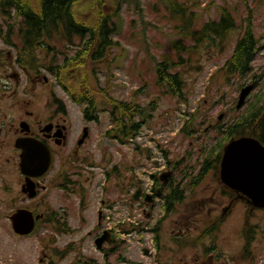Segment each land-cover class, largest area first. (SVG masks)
Instances as JSON below:
<instances>
[{
  "label": "rangeland",
  "instance_id": "1",
  "mask_svg": "<svg viewBox=\"0 0 264 264\" xmlns=\"http://www.w3.org/2000/svg\"><path fill=\"white\" fill-rule=\"evenodd\" d=\"M138 1V6L135 4L123 6L121 28L115 39L118 46L109 49L106 58L95 62L93 66L85 70L80 66L79 61L71 64L73 56L77 57L79 47L66 46L63 37H58L59 48H62L64 54H68L69 57L68 63L64 60L59 83L65 86L67 95L78 97L81 102L83 101L82 96L86 94L104 101V91L101 90L102 93H100L97 90L100 87L105 89L110 97L128 101L132 105L137 104L140 109L147 110L152 116L147 119L139 135L132 139V145L122 146V144L106 139H103L101 144L97 139L95 142L97 143L95 148L102 150L111 148L113 165L123 162L131 166L134 163L133 160L136 159L139 162V175L145 181L146 189L147 184L152 186L154 182L151 175L160 178L162 171H166L164 151L170 153L169 159L173 162L178 163L181 158L187 156L188 163L201 169L198 165L207 157L210 150L215 147L219 149L231 140L227 135L218 134V132H223L229 126L250 116L255 109L261 110L256 119L255 130L261 125L264 126V0ZM97 2V0H81L76 3L73 10L76 19L86 23L87 26H96ZM169 2H176L194 11L197 15L195 25L198 27L206 21L219 19L224 9L233 14L238 24V28L232 31L225 41L205 42L195 51L183 56L190 58L189 62L175 69L180 72L186 82L184 99L177 98L167 88L156 84V59L159 61L176 59L172 42L179 40L180 27L183 25L181 16L172 14L169 10V5H167ZM105 8L110 11V3H105ZM2 23L4 20L0 16V28H2ZM246 29H250L257 40L251 70L243 75L229 73L224 66ZM191 34L193 35V32ZM74 42L75 44L80 43L79 39ZM189 44H194V40H190ZM16 45L21 49L19 41ZM1 50L4 53L14 52L11 46L8 47L0 41ZM34 54L36 55L35 52ZM48 60L50 61L49 58ZM1 80H3V72L0 69ZM50 80L52 84H55L53 77H50ZM14 83L13 80L9 82L10 85ZM249 86L253 89L244 105L238 109L241 92ZM90 90L91 92L88 93ZM60 93L67 102L68 96L64 92L60 91ZM8 94L0 87V107L6 105L7 100L2 101V99ZM83 107L84 105H81V111ZM190 115H195V117L189 126L198 131L186 137L181 134V130L185 122L190 119ZM110 128V121L102 111V123L97 128L95 127V130L102 137ZM136 145H140L143 155L135 151ZM149 154L151 157L147 156ZM10 155V148L0 147V212H8L9 216L16 208L41 207L40 203H31L18 197L21 194L18 182L19 170ZM98 172L102 174V171ZM198 172L199 170L195 172V176ZM179 176L176 177L181 180L180 173ZM197 178L192 181L187 180L183 184L187 190V199L180 208V214L194 212L201 200H205L206 206L210 208L213 193L217 191L215 198L218 203L223 202L224 205L228 203L229 197L222 193V189H219L220 175L217 177L215 172L210 171L199 184ZM41 209L39 212L42 211ZM198 213L200 214L199 219L204 223L207 220V210ZM155 218L156 213H153L151 219L146 218L145 230L141 235L127 238L124 256L129 261L155 264L156 233L153 229ZM241 226L242 222L239 219L229 218L220 228V234L225 236L222 245L231 254L245 253L239 240L243 229ZM251 228L257 232L251 246L252 254L258 257L256 264H264V210L253 214ZM38 229L33 236L20 238L14 235L8 219L7 223L6 221L0 222V264H49V260H54L57 264H69L77 260L79 257L77 252L67 255L63 260L56 257L48 247V241L51 238L56 240L57 246L61 248L69 243L84 242L85 245L82 247V254L86 256L84 258L88 259L93 254L91 243L88 239L82 241V235L55 237L51 230L41 229L40 226ZM146 250L151 255H147ZM113 259L116 260L117 257L114 256ZM239 264H249V262L241 255Z\"/></svg>",
  "mask_w": 264,
  "mask_h": 264
},
{
  "label": "flooded vegetation",
  "instance_id": "2",
  "mask_svg": "<svg viewBox=\"0 0 264 264\" xmlns=\"http://www.w3.org/2000/svg\"><path fill=\"white\" fill-rule=\"evenodd\" d=\"M5 31L0 28V41L11 46L14 52L0 51V69L5 80L0 81V87L9 93L2 99L7 100L6 105L0 107V147L11 149L10 156L19 170L21 194L18 197L41 205L35 209L29 206L16 208L11 214L27 209L35 216L40 215L35 232L40 226L51 230L55 237L82 235V241L88 239L93 248L88 259L82 254L84 242L69 243L61 248L56 240L51 238L48 241V247L61 260L67 257H61V253H78L77 260L69 264H142L131 262L124 256L127 238L141 235L146 218L151 219L153 213H156L153 228L156 233L155 264H239V257L244 253L226 251L222 245L225 236L220 234V228L229 218L239 219L243 228L239 240L244 252L249 233L253 232V238H256L257 232L251 228L252 216L263 210L255 209L246 197L219 181V189L222 193L223 190L227 192L225 196L229 197L226 205L216 200L217 191L213 193L210 208L205 200H201L197 210L180 214L187 197L180 204L167 206L166 192L170 191L168 183L173 178V171L167 167L161 173L159 183L154 185L156 192L153 191L152 201H146L139 162L134 159L131 166L123 162L113 165L111 148H95L96 139L99 144L103 139L120 144L114 134H108L113 129L111 111L105 107L97 110L90 107L86 96L81 102L78 97L67 95L65 86L59 83L65 57L59 48L58 37L38 42L33 48L36 56L31 63L18 56L20 49L17 45L4 42L1 36ZM75 45L79 47L76 54L80 55L81 48L79 44ZM50 77L54 78L55 84ZM11 80L15 82L12 85L9 84ZM97 90L102 93L105 89L99 87ZM60 91L68 96L67 102ZM99 101L102 103L103 100ZM81 105H84L82 111ZM102 111L111 128L101 137L95 127L102 123ZM20 139L28 142L27 149L33 164L50 162L42 176L29 178L22 173L23 150L16 146ZM132 144V140L131 143L125 141L122 146ZM164 173H168L167 180L161 182ZM28 183H34L35 189L29 191ZM31 194L35 196L32 198ZM221 199L224 201L223 197ZM237 206L241 208L237 209ZM204 210H207V220L202 223L198 212ZM145 253L151 255L148 250ZM246 260L250 264V260ZM49 264L57 262L49 260Z\"/></svg>",
  "mask_w": 264,
  "mask_h": 264
},
{
  "label": "trees",
  "instance_id": "3",
  "mask_svg": "<svg viewBox=\"0 0 264 264\" xmlns=\"http://www.w3.org/2000/svg\"><path fill=\"white\" fill-rule=\"evenodd\" d=\"M81 0H0V16L4 20L2 24H10L2 26L3 29L9 31L2 34V39L5 43L16 45L19 41L21 49L18 56L23 59L27 58L32 63L35 58L34 47L44 38H53L62 36L65 40V45H74L75 40L79 39L80 47L82 48L80 55L73 56L71 64L80 62V66L85 70L89 66H93L95 62L101 61L106 57L109 49L118 46L115 42L116 36L121 28V13L124 5L135 4L139 5L138 0H97V21L96 26H87L86 23L80 22L74 15V5ZM105 3H110L111 10L107 11ZM169 10L172 14L181 16L183 25L180 27V38L172 42V48L176 54V59L159 61L156 59V84L159 87H165L169 92L173 93L177 98L184 99V91L186 82L176 67L189 62L188 58H184L185 54H190L195 51L198 46L207 43L215 42L216 40L225 41L228 35L238 28L237 21L233 14L226 11H221L220 18L217 20H209L196 26L197 15L194 11L189 10L184 5L176 2H169ZM196 27V29H195ZM62 31V33H60ZM193 32V35L191 34ZM194 40V44H189L190 40ZM256 42L250 29H246L240 40L235 45L232 56L227 60L224 69L231 73H239L241 75L250 72L251 63L256 53ZM65 62H69L68 54H64ZM78 58V59H77ZM95 73V71H94ZM88 84V82H85ZM91 90L88 92L90 93ZM103 95L105 100L100 101L90 94H86L87 102L90 107L99 109L105 107L111 111V119L113 129L108 134H114L120 144L137 137L141 132L148 118H152L147 110L140 109L139 105H132L124 101H120L104 90ZM75 98V96H73ZM84 100L83 96L81 98ZM153 110V109H152ZM261 110L255 109L250 116L241 119L240 122L229 126L225 131L218 134H225L229 139L252 136L264 145V126L261 125L255 130ZM195 115H190V119L185 122L181 134L188 137L197 133L198 130H193L189 126L193 122ZM247 131H250L247 133ZM115 138V137H114ZM225 146V145H224ZM224 146H220L210 150L207 157L199 163L198 169L196 165L188 163V157L176 163L169 159L170 153L163 152L164 160L167 164V169L173 171V178L169 181L168 186L170 191H167V206L182 203L187 197V190L183 186L187 180H195L198 184L210 172H215L219 176L222 151ZM135 151L143 155L140 145L135 146ZM150 151V150H148ZM188 155V153L186 154ZM151 157L150 154L147 155ZM197 175L195 176V172ZM179 173L182 179L178 180ZM156 183H159V177L152 176ZM154 192H156L154 190ZM223 194L227 192L223 190ZM9 217L8 212H0V222L6 221ZM254 229V228H253ZM39 230V229H38ZM38 232V231H37ZM36 232V233H37ZM254 233L248 235V245L245 249L244 256L250 260V264H256L258 257L252 254V243L254 242ZM69 252L59 254L61 257H66Z\"/></svg>",
  "mask_w": 264,
  "mask_h": 264
},
{
  "label": "water",
  "instance_id": "4",
  "mask_svg": "<svg viewBox=\"0 0 264 264\" xmlns=\"http://www.w3.org/2000/svg\"><path fill=\"white\" fill-rule=\"evenodd\" d=\"M252 89V86H249L242 90L238 109L244 105ZM16 146L23 150L20 167L24 175L29 178L40 177L47 171L50 162L38 165L31 162L26 140H18ZM167 175L168 173L162 175L160 180L165 182ZM29 178L28 182H31ZM220 181L242 197H246L254 208L264 209V145L252 136L230 140L222 152ZM31 184L27 185L29 191L36 186ZM34 196L35 194L30 195L32 198ZM146 201L151 202L152 196H147ZM40 218V215L35 216L27 209H19L9 217V221L15 235L26 237L35 231L36 221Z\"/></svg>",
  "mask_w": 264,
  "mask_h": 264
},
{
  "label": "built area",
  "instance_id": "5",
  "mask_svg": "<svg viewBox=\"0 0 264 264\" xmlns=\"http://www.w3.org/2000/svg\"><path fill=\"white\" fill-rule=\"evenodd\" d=\"M150 184H147V186H148V188L146 189V192H150V187L151 186H149Z\"/></svg>",
  "mask_w": 264,
  "mask_h": 264
}]
</instances>
